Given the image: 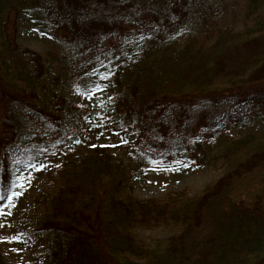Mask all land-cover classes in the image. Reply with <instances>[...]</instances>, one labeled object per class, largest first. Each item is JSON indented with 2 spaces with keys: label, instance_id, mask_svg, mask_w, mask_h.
<instances>
[{
  "label": "trees",
  "instance_id": "trees-1",
  "mask_svg": "<svg viewBox=\"0 0 264 264\" xmlns=\"http://www.w3.org/2000/svg\"><path fill=\"white\" fill-rule=\"evenodd\" d=\"M244 4L250 26L206 45L216 0H0V211L23 167L84 137L73 85L113 92L109 127L132 135L138 166L189 153L223 168L194 196L140 200L129 159L104 145L77 152L36 221L44 264H264V0ZM25 9L59 54L9 35ZM233 126L249 131L205 151ZM163 224L178 228L163 244L137 241V228Z\"/></svg>",
  "mask_w": 264,
  "mask_h": 264
},
{
  "label": "rangeland",
  "instance_id": "rangeland-1",
  "mask_svg": "<svg viewBox=\"0 0 264 264\" xmlns=\"http://www.w3.org/2000/svg\"><path fill=\"white\" fill-rule=\"evenodd\" d=\"M244 1L216 0L217 7L214 10L216 17L207 16L203 31L198 35L199 41L208 45L215 39L214 36L218 29L240 31L245 26H250L256 14L251 12L246 15ZM10 15L12 19L15 18L13 12ZM16 15L15 34L11 24L8 33L16 37L18 44L43 56L59 54L61 48L55 40L35 32L33 23L36 17L28 14L26 9L20 10ZM66 96L74 104L77 116L84 117L88 121L84 137L73 145L32 161L17 174L12 194L19 193V195H12L9 203L0 211V225H2L0 227V251L3 253V260L6 264H44L42 251L46 246V239L39 238L34 233L36 221L43 212L45 198L55 191L61 181L60 171L65 162L77 152L85 151L88 147L104 145L115 156L131 161V168L135 173L131 179L132 195L140 200L151 197L162 199L169 193L179 191L194 196L201 193L205 185L215 182L223 172L219 164L214 167L195 166L193 156L189 153H182L168 166L152 162L138 166L131 159L132 135L115 133L109 127L113 97L111 90L100 86L84 90L73 85L66 92ZM248 131L249 128L233 126L227 129L222 136L206 143L205 151L217 154L222 150L224 143L244 136ZM121 141H126V143ZM40 165L44 167L41 168ZM177 230L175 225L142 226L135 230V234L139 243L153 248L157 243L163 244L164 239ZM12 237H17V239H12Z\"/></svg>",
  "mask_w": 264,
  "mask_h": 264
},
{
  "label": "snow or ice",
  "instance_id": "snow-or-ice-1",
  "mask_svg": "<svg viewBox=\"0 0 264 264\" xmlns=\"http://www.w3.org/2000/svg\"><path fill=\"white\" fill-rule=\"evenodd\" d=\"M121 142L126 143V141H121ZM40 167L42 168V167H44V165H40ZM12 195H19V193H13ZM9 199H11V197H9ZM0 227H2V225H0ZM12 239H17V237H12Z\"/></svg>",
  "mask_w": 264,
  "mask_h": 264
}]
</instances>
